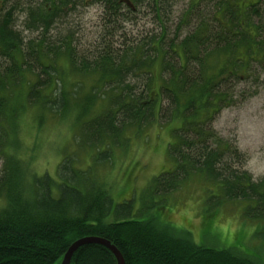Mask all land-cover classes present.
Returning a JSON list of instances; mask_svg holds the SVG:
<instances>
[{
	"label": "trees",
	"instance_id": "trees-1",
	"mask_svg": "<svg viewBox=\"0 0 264 264\" xmlns=\"http://www.w3.org/2000/svg\"><path fill=\"white\" fill-rule=\"evenodd\" d=\"M82 1L0 0V147L8 142L22 93L34 108L39 106L58 114L67 110V90L58 86L62 80L57 73L60 67L56 63L58 59L80 69L74 79V87L90 82H85L86 77L95 72H98V82L95 81L98 85L122 84L126 77L133 76L135 70L144 74L139 70L147 66L146 61L152 63L151 54L145 55L146 58H131V61L125 49L112 50L111 44L105 43L106 32L101 36L104 45L89 53L81 52L84 55L76 53L73 45L75 31L71 27L65 30V34L56 32L53 38L51 33L57 29L54 24L75 12ZM94 1L103 8V26L107 32L115 33L118 31L116 15L120 7H125L132 14V8L136 9L144 0H127L129 3L124 0ZM200 2L198 7L205 8V0ZM263 2L258 0L244 6L238 0H224L212 12L216 15L213 24L208 23V26L199 16L194 31L187 33L179 43L172 44L175 50H183L186 62L198 63L199 69L189 68L188 64L186 69L181 64L169 63L165 68L169 70L165 81L167 86L157 93L168 100L167 121H178L179 125L171 130V142L167 147L168 155L174 159L173 168L154 176L146 189L150 187V194L156 198L170 190L176 191L183 175L196 171L204 173L218 184L222 197L212 194L205 202L200 219L203 230L212 225L221 198L253 200L255 205L250 206L244 216L264 218V181L258 183L246 170L232 168L230 164L238 155L209 126L210 113L215 114L230 103L231 83L238 77L234 73L223 72L228 68L225 65L218 73L209 72L205 78L200 67L205 50V30L209 46L223 48V52L229 55L228 61L234 62L235 69H249L253 61L264 66V39L261 35ZM148 3L154 18H163L166 11L164 1L150 0ZM19 12L23 13V31L35 33L34 37L24 40L28 35L24 37L16 28ZM157 41L159 43L160 39ZM150 48L156 55L157 45L151 44L148 53ZM237 48H242L244 57L242 53L235 56L232 49ZM194 53H200V61L192 59ZM170 57L173 58L172 53ZM25 72L33 73L34 78L26 80ZM91 83L90 87L94 84ZM120 87L123 88H109L110 93L118 91V96L110 100L113 107L109 104L93 116L86 118L97 98L95 87L93 91L89 90L82 102H78L79 110L74 120L79 130L74 134L78 138L74 139L75 143L98 147L110 139L115 145L122 144L120 139L125 128L135 125V132L139 134L141 131L137 128L151 120L152 90L144 97L140 96L142 90L137 95L132 94L130 84ZM164 109L159 107L160 119ZM96 155L99 161L109 158L106 153L98 152ZM17 167L10 163L12 179H6L10 173L0 178V197L3 196L6 202L0 212V264H58L70 243L86 235L110 240L121 253L124 264H264V257L258 250L244 245L242 230L234 232L227 246L197 243L187 235L172 232L164 226L167 224L160 222L156 215L161 209L157 200L148 201L152 207L157 205L155 214L153 212V215L143 218L146 214L144 208L135 212L132 202L114 203L91 170L76 167L70 158L61 160L57 178L48 175L35 177L31 182V194L23 197L13 192L19 187ZM73 264H115V260L106 247L85 244L77 249Z\"/></svg>",
	"mask_w": 264,
	"mask_h": 264
},
{
	"label": "rangeland",
	"instance_id": "rangeland-1",
	"mask_svg": "<svg viewBox=\"0 0 264 264\" xmlns=\"http://www.w3.org/2000/svg\"><path fill=\"white\" fill-rule=\"evenodd\" d=\"M163 1L164 5L166 4V11L163 12L164 16L161 19L152 15V7L150 10L148 3L150 0H144L136 9L132 8V14L121 6L116 15L118 31L114 33L107 32L103 26L104 11L100 3L94 4V0H83L75 12L54 24L57 29L51 33L55 38L56 32L65 34L67 28L74 29L73 45L77 55L96 50L97 46L101 48L100 46L104 45L101 36L105 32V43L111 44L112 50L125 49L131 61V58L141 56L146 58L147 54H151L149 56L153 57L152 63L146 61L147 66L139 70L144 74L136 73L138 70H135L132 72L133 76L126 77L125 80L126 84L132 86L130 89L132 94L137 95L140 90H142L140 96L146 97L149 90L154 94L153 116L150 121L137 128L141 132L136 134L135 125L128 126L122 132L120 139L122 144L118 145L113 144L110 139H106L98 147L92 144L84 147L75 143L74 139L78 138H75L74 134L79 130L74 120L79 110L78 102H82L87 93L89 94V90L93 91L95 87L97 98L90 106L86 118L93 116L97 111L106 108L113 97L118 96V91L110 93L109 88L112 90V87L123 88L120 86L125 83L111 82L108 86L98 85L95 83L98 82V72H95L88 77L85 76L87 78L85 82H90L74 87V79L80 69L58 59L56 63L60 67L57 73L62 79L58 86L61 89L66 88L65 96L69 106L63 114H58L39 106L34 108L28 103L24 93L20 95L14 127L8 133V142L0 147V178L5 173L9 174L10 163H15L18 166L16 177L19 178V187L14 188L13 192L21 197L28 196L32 192V180L43 175L57 178L58 165L67 157L76 167L84 171L91 170L93 176L106 188L114 203L132 202V210L135 212L144 208L146 214L143 218L153 215V212L155 214V207L158 205L161 209L156 215L161 223L167 224L165 227L174 233L187 235L197 243L215 247L229 245L234 232L242 230L244 245L258 250L259 255L264 257V218L244 216L247 209L250 210V206L255 205L253 200L231 201L221 198L212 225L208 230H203L200 219L205 210V202L212 194L222 197L218 184L207 178L204 173L196 171L183 175L176 191L170 190L156 198L154 194H150V187L146 189L154 176L170 171L174 166V159L168 155L167 147L171 142V130L177 127L179 122L167 121L168 100L165 96L157 94L167 86L165 81L169 70L165 68L172 63L177 66L181 64L186 69L187 64L189 68L199 69L198 63L195 65L194 61L186 62L183 50H175L176 47H172V44L179 43L187 33L194 31L199 16L205 20V26H208V23L213 24L212 20L216 13L213 15L212 12L218 3L224 0H205V8L198 7L199 3L201 6L200 0ZM257 1L238 0V3L248 6ZM261 15L263 19L261 35L264 39V2ZM22 21L23 13L19 12L16 28L22 31L24 37L28 35L24 40L34 37L35 33L23 31ZM203 33L205 50L200 67L203 68L205 78L209 72L218 73L225 65H228V68L223 72H230L232 75L234 73L235 77H238L236 80L232 77L230 103L220 108L217 113H210V129L218 138L228 142L233 153L238 155L231 162V167L246 170L254 181L260 183L264 181V66L253 61L249 69H235L234 62L228 61L229 55L223 52L224 49L210 47L207 31ZM147 41L157 45L156 55L152 48L148 53L151 44ZM131 48H134L133 51ZM232 50L235 56H241L242 53L244 57L242 48ZM170 53L173 54V58L170 57ZM192 59L200 61V53H194ZM43 63L45 64L46 60ZM25 78L31 80L34 74L25 72ZM91 82L94 84L90 87ZM162 106L165 109L162 112L163 118L160 119L159 107ZM124 137L128 140L124 141ZM106 143L109 146H106ZM98 152L108 154L109 158L99 161L96 155ZM10 174L6 179H12L13 174ZM156 200L157 205L153 207L148 202ZM5 205V198L1 196L0 212Z\"/></svg>",
	"mask_w": 264,
	"mask_h": 264
},
{
	"label": "water",
	"instance_id": "water-1",
	"mask_svg": "<svg viewBox=\"0 0 264 264\" xmlns=\"http://www.w3.org/2000/svg\"><path fill=\"white\" fill-rule=\"evenodd\" d=\"M124 1L129 3L127 0ZM85 244H101L107 247L115 260V264H124L123 258L116 246L110 240H105L97 235H86L75 239L68 246L58 264H73V258L77 249Z\"/></svg>",
	"mask_w": 264,
	"mask_h": 264
},
{
	"label": "bare ground",
	"instance_id": "bare-ground-1",
	"mask_svg": "<svg viewBox=\"0 0 264 264\" xmlns=\"http://www.w3.org/2000/svg\"><path fill=\"white\" fill-rule=\"evenodd\" d=\"M100 238H103V237H100ZM103 239H105V238H103ZM105 240H107V239H105ZM73 242V241H72ZM71 244V243H70ZM99 245H101V244H99ZM103 246V245H102ZM105 247V246H104ZM107 248V247H106ZM108 249V248H107ZM109 250V249H108ZM119 251V250H118ZM64 254V253H63ZM121 254V253H120ZM122 256V255H121ZM62 257V256H61ZM123 258V257H122ZM61 259V258H60ZM124 261V260H123Z\"/></svg>",
	"mask_w": 264,
	"mask_h": 264
}]
</instances>
